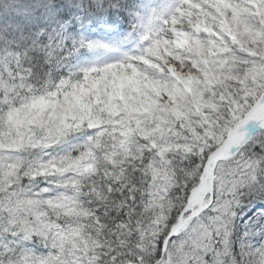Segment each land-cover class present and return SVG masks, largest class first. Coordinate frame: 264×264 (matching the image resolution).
Instances as JSON below:
<instances>
[{"label":"snow or ice","instance_id":"1","mask_svg":"<svg viewBox=\"0 0 264 264\" xmlns=\"http://www.w3.org/2000/svg\"><path fill=\"white\" fill-rule=\"evenodd\" d=\"M0 264H264V0H0Z\"/></svg>","mask_w":264,"mask_h":264}]
</instances>
